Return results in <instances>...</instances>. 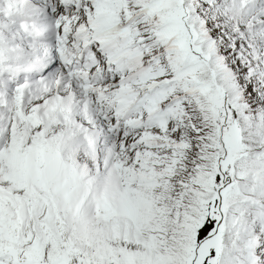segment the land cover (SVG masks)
<instances>
[{"label": "snow or ice", "instance_id": "snow-or-ice-1", "mask_svg": "<svg viewBox=\"0 0 264 264\" xmlns=\"http://www.w3.org/2000/svg\"><path fill=\"white\" fill-rule=\"evenodd\" d=\"M0 264H264V0H0Z\"/></svg>", "mask_w": 264, "mask_h": 264}]
</instances>
